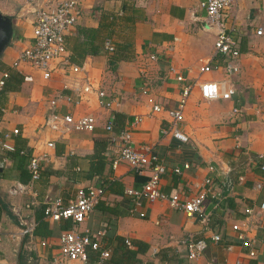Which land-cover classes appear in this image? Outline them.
Segmentation results:
<instances>
[{"label": "crops", "instance_id": "1", "mask_svg": "<svg viewBox=\"0 0 264 264\" xmlns=\"http://www.w3.org/2000/svg\"><path fill=\"white\" fill-rule=\"evenodd\" d=\"M21 1L0 0L1 12L14 16L15 33L0 57V77L8 66L25 77L18 90L0 96V142L13 128L20 131L8 140L13 150L0 147V264H48L59 254L60 232L71 229L105 230L100 248L109 250V261L115 264H210L212 260L215 264H264V208H259L264 203V188H257L264 174L256 160L264 153V0H238L227 11V31L241 53L238 72L228 71L225 57L215 52L214 34L203 27L201 0H83V15L65 37L69 56L74 40L83 38L78 27L98 28L102 10L114 16L110 37L104 39L99 54L82 60L81 72L64 77L57 71L48 80L26 63L14 66L31 35L29 22L17 16ZM127 16L132 23H124ZM259 27L261 35L256 34ZM107 39L114 46L125 39L131 41L132 57L117 61L112 69L109 57L113 52L105 49ZM151 54H157V60L150 59ZM208 63L213 70L201 78L217 81L223 90L232 89L231 98L204 100L196 84L181 124L187 141L163 135L161 128L168 125V116L153 111L149 99L163 109L176 105L182 84L167 73L168 66L174 65L192 82L199 68ZM76 80L103 88L112 96L113 105L100 107L94 93L78 105L60 102V112L93 114L94 129L57 131L46 127L49 98L59 90L71 93ZM234 108L239 112L234 113ZM111 115L115 132L129 127L135 115L142 117L129 127L132 140L138 147L151 146L165 164L160 189L167 195L178 193L182 199L206 190V221L170 207L166 200L142 199L138 212H131L133 200L124 192L140 189L151 171L136 172L125 162L112 167L120 144L107 143L105 125ZM51 140L55 147L41 162L40 178L31 182L28 158L46 150ZM95 145L103 155L99 165L91 161ZM184 163L189 168L179 174L173 171ZM92 167L98 172L92 173ZM17 182L30 186L11 194L9 190ZM91 185L102 187L103 194L83 222L44 217L50 234L30 237L22 233L23 222L35 227V215L45 201L60 197L66 204L78 188ZM28 203L31 205L26 207ZM246 207L254 209L252 216L245 213ZM235 225H240L238 230ZM241 232L251 240L253 256L242 245ZM214 233L221 236L220 241L211 239ZM194 239L206 240L207 248L189 261L186 246ZM99 253L88 248L86 262L59 264H93Z\"/></svg>", "mask_w": 264, "mask_h": 264}, {"label": "built area", "instance_id": "2", "mask_svg": "<svg viewBox=\"0 0 264 264\" xmlns=\"http://www.w3.org/2000/svg\"><path fill=\"white\" fill-rule=\"evenodd\" d=\"M238 0H201L199 7L205 12L204 29L214 34V49L215 52L222 54L226 60V69L230 72L239 71L240 51L238 45L231 34L227 31L226 20L227 11L237 3ZM83 0H22L18 9V18L29 22L31 27V35L28 44L23 47L14 61V66L20 63H26L37 69L43 79L48 80L53 73L59 71L64 77L71 73H79L82 70V65L72 63L69 59V52L66 49L65 37L70 29L75 26L83 15ZM262 28L256 30V34L261 35ZM105 49L107 52H113L114 44L110 39L105 41ZM157 54H151L150 59L157 60ZM211 64L203 65L198 70V77L192 82H187L185 75L179 71L174 65H169L167 73L172 74L175 80L182 84L180 97L176 105L172 108L163 109L159 103L153 99H149L152 103V110L155 112L164 111L168 116V125L161 128L163 135H170L182 142H186L188 137L182 131L181 124L184 119V109L190 98L193 87L197 84L200 96L207 101L218 99H229L233 92L232 89L223 90L220 84L212 79L201 78L203 74L212 72ZM6 72H2L0 77V88L4 84ZM71 93L56 91L48 100L49 113L45 120V126L57 131L78 130L92 131L94 129L96 118L93 114H84L75 116L72 113H63L58 110L60 102L73 103L78 105L85 100V97L94 93L100 107L109 109L114 103L111 95L103 88L93 86L89 81H75V87ZM234 113H238L239 109L234 108ZM113 119L111 115L107 121L105 128L109 132L107 136L108 145L119 143L117 155L111 161L112 167H116L119 162H125L136 172L142 173L149 169L151 174L144 182L140 189H127L125 194L133 200L131 212H138L141 206L142 199L147 201L166 200L170 207L182 210L189 216H201L203 221H206L204 211V201L207 196V191L203 190L189 198L182 199L178 193L167 195L160 187V179L166 171V166L162 160H159L153 148L148 145L135 146L132 140V126L138 124L142 117L135 115L129 127L118 132L113 131ZM11 133L4 135V140L0 142V147L4 150H13L14 146L9 143V138L12 135L18 134V128H13ZM47 149L40 152L38 155H32L27 163V170L30 175V181H36L42 173L41 162L49 158L50 150L55 147L54 141L46 143ZM259 168L264 174V153L256 156ZM189 168L188 163L182 166L174 167L173 171L177 174L181 173L182 169ZM210 183V180H207ZM30 184L17 182L9 192L11 194H19L26 191ZM257 188H264V177L258 182ZM103 194V188L99 186H88L87 188H78L73 198L69 199L66 204H63L60 197H56L44 202L45 218L56 221L60 219H70L74 223L83 222L91 213L96 203L100 200ZM33 204V202H32ZM31 203L26 204L29 207ZM259 208H264V203L259 205ZM245 213L248 216L254 214L252 207H246ZM139 216H144V212H139ZM25 227L22 229L23 234L33 237L34 224L23 222ZM240 225H235L233 228L238 230ZM105 234V230H97L92 232L85 230L83 232L71 230H63L58 236L59 254L54 256L48 264H59L69 261L86 262L88 259L87 250H100L98 259L93 264H112L109 263V250L100 248V238ZM242 239V245L249 248L248 255L253 256L254 250L251 248V240L246 236V233L238 235ZM214 242H218L221 236L214 233L211 236ZM126 243L129 244L128 240ZM44 245L45 242L41 241ZM207 248V242L204 239L190 240L186 246V257L189 261L201 256ZM126 264V263H124ZM210 264H215L211 261ZM239 264V263H237Z\"/></svg>", "mask_w": 264, "mask_h": 264}, {"label": "trees", "instance_id": "3", "mask_svg": "<svg viewBox=\"0 0 264 264\" xmlns=\"http://www.w3.org/2000/svg\"><path fill=\"white\" fill-rule=\"evenodd\" d=\"M99 17L101 19V25H99L98 28L94 29V28L78 27L77 32L81 34L83 38L81 40L75 39L70 49L72 54L69 56V59L72 63L81 65L82 60L87 55L99 54V52H101L102 50L104 39L110 37V34H111L110 29L114 23V16L102 10L100 12ZM108 17L109 19H111L110 21L107 20ZM123 21L124 23H132V18L130 16H127L123 19ZM130 48H131V41H129L128 39H125L122 43H117L114 46L113 53L109 57V66L113 69L117 61L126 60V59L131 58L132 53H130V50H129ZM3 72H6L7 76L4 78V84L0 88V96H2L7 91L18 90L25 79V77L21 73H19L17 70L9 66L5 67ZM113 123H114V120H113ZM98 151L99 150L96 148V145H95V150L91 156V161L93 163V161L96 160L99 165L101 164V159L103 155L100 154V152ZM19 152L24 153L25 151L19 150ZM29 159L30 158H28V161ZM91 171L92 173L98 172V170L94 167H92ZM44 217L45 216H44V205H43L38 208V213L37 215H35L36 224L33 229V236L48 235L51 233V231L48 228V223L44 221ZM129 254L130 256H135L136 252H129ZM109 257H110V252H109ZM109 257H108V262L115 264L109 261Z\"/></svg>", "mask_w": 264, "mask_h": 264}, {"label": "water", "instance_id": "4", "mask_svg": "<svg viewBox=\"0 0 264 264\" xmlns=\"http://www.w3.org/2000/svg\"><path fill=\"white\" fill-rule=\"evenodd\" d=\"M13 22L14 20L10 15L2 13L0 10V57L14 38ZM1 170L2 164L0 163V172Z\"/></svg>", "mask_w": 264, "mask_h": 264}, {"label": "rangeland", "instance_id": "5", "mask_svg": "<svg viewBox=\"0 0 264 264\" xmlns=\"http://www.w3.org/2000/svg\"><path fill=\"white\" fill-rule=\"evenodd\" d=\"M8 15H10V16H11V15H12V13H11V14H8ZM12 17L14 18V16H12Z\"/></svg>", "mask_w": 264, "mask_h": 264}]
</instances>
